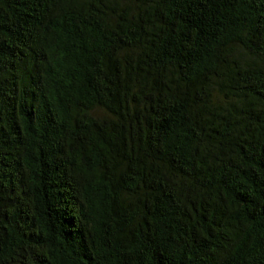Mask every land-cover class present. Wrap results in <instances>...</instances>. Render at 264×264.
I'll return each instance as SVG.
<instances>
[{"label": "trees", "instance_id": "1", "mask_svg": "<svg viewBox=\"0 0 264 264\" xmlns=\"http://www.w3.org/2000/svg\"><path fill=\"white\" fill-rule=\"evenodd\" d=\"M0 264H264V0H0Z\"/></svg>", "mask_w": 264, "mask_h": 264}]
</instances>
